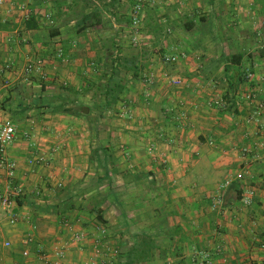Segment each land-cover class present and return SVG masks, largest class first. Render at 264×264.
<instances>
[{"label": "crops", "instance_id": "crops-1", "mask_svg": "<svg viewBox=\"0 0 264 264\" xmlns=\"http://www.w3.org/2000/svg\"><path fill=\"white\" fill-rule=\"evenodd\" d=\"M38 59L44 77L25 70ZM5 120L17 168L12 181L0 166V194L13 182L24 194L18 221L0 223V264H57L56 246L60 264H264V0H6ZM39 154L49 160L29 162ZM101 198L102 220L89 209ZM144 239L149 255L127 261Z\"/></svg>", "mask_w": 264, "mask_h": 264}, {"label": "built area", "instance_id": "built-area-1", "mask_svg": "<svg viewBox=\"0 0 264 264\" xmlns=\"http://www.w3.org/2000/svg\"><path fill=\"white\" fill-rule=\"evenodd\" d=\"M46 1L50 2V0H46ZM5 2L6 0H0V5ZM18 8L21 10H26V6L23 3L19 4ZM139 11H140V5L137 3L132 7L131 16H130L131 25L136 30H138L137 28L139 27V23H140ZM28 15L29 14L27 12L26 16ZM43 17L45 18V21L49 25H53L54 20L49 12H45L43 14ZM176 60H177L176 55H164L163 56V61L167 63H174L176 62ZM34 69L40 70L42 77H44L45 74L42 72V60L41 59H38L35 62H28L26 64V67H25L26 71H30ZM146 77L147 76H145V80L149 81V78H146ZM252 78H253V73L250 70H246L244 72V79L246 81H250L252 80ZM170 82L174 86H180L182 84V79L180 77H174L170 79ZM255 97H256V93L254 92L246 95V98L248 100L253 99ZM219 101L218 100L215 101V104L220 105ZM15 135H16L15 125L10 120H5L3 123L0 124V166L5 168L6 177L12 181L15 180L17 166L14 161L8 160L6 156V152H7V148L9 144L14 140ZM170 142H173L172 138H170ZM153 149L154 148L150 146L148 148V151L152 153ZM48 160H49V157L47 155L39 154L31 158L29 162L30 163H46ZM236 177L238 179H241L242 173H238ZM230 184H231V180L226 179L223 182H221L218 187L221 190L223 188L228 187ZM255 193L256 192L253 188L246 189L241 198L242 204L244 206L249 205ZM23 194H24V189L22 188L20 184H17L15 182H13L12 184H9L8 187L5 189V191L0 194V223L15 224L18 221V215L16 212L17 198H19ZM220 202H221L220 199L217 198L215 200L214 205H217V203H220ZM34 228L35 226L32 227V229ZM100 231L101 233H103L104 229L100 228ZM83 237L84 235L81 232H75L73 234V239L75 242H80L83 239ZM32 239H33L32 231H29L28 233H26L23 241L24 243H30L32 242ZM3 245L4 247H8L10 245V242L6 240L3 242ZM261 247L264 248V242L261 244ZM64 250H65L64 248L57 247V246L52 250L53 254L57 257V261H56L57 264H60L61 263L60 260L64 258L65 256ZM101 251H102L101 244L95 243L94 253L100 254ZM29 253H30L29 249L24 248L21 252V255L22 257L25 258L29 255ZM109 253L113 255L114 257H116L119 253V250L118 248L113 247L112 249H110ZM37 256L41 261H44V262L48 261V255L47 253L43 251L37 252ZM82 264H97V261L94 259H91V260H87L83 262Z\"/></svg>", "mask_w": 264, "mask_h": 264}, {"label": "trees", "instance_id": "trees-1", "mask_svg": "<svg viewBox=\"0 0 264 264\" xmlns=\"http://www.w3.org/2000/svg\"><path fill=\"white\" fill-rule=\"evenodd\" d=\"M28 19H33L32 15H30ZM26 26L30 27V26H34V25L30 24L28 21L26 23ZM236 57H237L236 55H231L230 60L236 61V63L239 62L240 60ZM238 57H240V56H238ZM115 72H116V70H115ZM79 113H80V111H79ZM102 201H103V198L95 200V202L93 204H91V206L89 207L90 210L96 212L97 217L100 220H102V214H103V209L101 208ZM20 202H21L20 198H17V204H19ZM72 205L73 204H71V203H63L61 205V209L71 207ZM143 241H144L143 244H141L139 246L138 245L134 246L129 250L127 261H129V262L140 261V259L146 258L149 255V252L151 249L150 240L144 239ZM118 255H121V253L119 252Z\"/></svg>", "mask_w": 264, "mask_h": 264}, {"label": "water", "instance_id": "water-1", "mask_svg": "<svg viewBox=\"0 0 264 264\" xmlns=\"http://www.w3.org/2000/svg\"><path fill=\"white\" fill-rule=\"evenodd\" d=\"M83 112H84V113H87V112H88V108H87V107H84V108H83Z\"/></svg>", "mask_w": 264, "mask_h": 264}, {"label": "rangeland", "instance_id": "rangeland-1", "mask_svg": "<svg viewBox=\"0 0 264 264\" xmlns=\"http://www.w3.org/2000/svg\"><path fill=\"white\" fill-rule=\"evenodd\" d=\"M54 24V23H53Z\"/></svg>", "mask_w": 264, "mask_h": 264}]
</instances>
